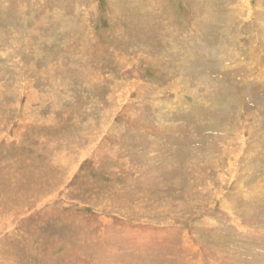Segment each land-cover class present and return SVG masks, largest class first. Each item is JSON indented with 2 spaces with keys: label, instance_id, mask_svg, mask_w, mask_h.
<instances>
[{
  "label": "rangeland",
  "instance_id": "374dc122",
  "mask_svg": "<svg viewBox=\"0 0 264 264\" xmlns=\"http://www.w3.org/2000/svg\"><path fill=\"white\" fill-rule=\"evenodd\" d=\"M0 223V264H264V0H0Z\"/></svg>",
  "mask_w": 264,
  "mask_h": 264
},
{
  "label": "bare ground",
  "instance_id": "6f19581e",
  "mask_svg": "<svg viewBox=\"0 0 264 264\" xmlns=\"http://www.w3.org/2000/svg\"><path fill=\"white\" fill-rule=\"evenodd\" d=\"M1 224V223H0ZM3 260V259H2Z\"/></svg>",
  "mask_w": 264,
  "mask_h": 264
}]
</instances>
